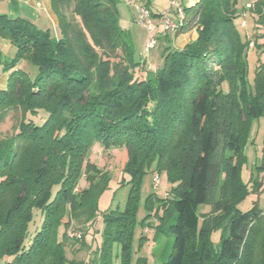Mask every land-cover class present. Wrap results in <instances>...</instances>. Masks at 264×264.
<instances>
[{
  "label": "trees",
  "instance_id": "16d2710c",
  "mask_svg": "<svg viewBox=\"0 0 264 264\" xmlns=\"http://www.w3.org/2000/svg\"><path fill=\"white\" fill-rule=\"evenodd\" d=\"M118 4L51 0L60 38L26 18L0 16V39L16 49L11 61L0 51V69L9 74L0 91V126L14 121L12 133L0 136V260L80 264L68 258V229L95 222L112 179L89 161L100 143L123 152L122 175L133 177L126 210L104 214L103 257L119 243L127 258L139 184L156 164L176 185L160 205L165 219L176 215L164 264H264V209L259 201L239 209L250 189L260 193L264 175L263 147L258 177L250 185L242 178L251 122L264 117V64L250 89V43L236 25L239 0L185 8L187 24L177 35L196 28L198 38L182 50L166 46L156 71L136 57ZM249 11L264 24V0ZM21 62L37 67L35 79L19 69ZM83 176L86 190L78 188ZM200 205L211 211L199 215Z\"/></svg>",
  "mask_w": 264,
  "mask_h": 264
},
{
  "label": "rangeland",
  "instance_id": "374dc122",
  "mask_svg": "<svg viewBox=\"0 0 264 264\" xmlns=\"http://www.w3.org/2000/svg\"><path fill=\"white\" fill-rule=\"evenodd\" d=\"M154 1H156V6H158L161 12L170 9L171 5L168 0ZM252 1L253 0H244L240 2V17L236 23L242 42L244 44L250 43L245 55L247 70L246 83L250 89L254 88V79L258 66L264 64V24L258 22V14L246 10V5L252 3ZM140 2L142 1L140 0ZM118 9L121 16L120 24L131 34L136 50V57H144L146 67L152 71H156L163 62L162 53L166 48V46L163 45L162 39L151 53H146V45L138 41L140 29L144 31L145 29L137 22V12L135 8L130 6L126 0H119ZM157 19L160 20L158 17ZM157 19L154 20L156 27L154 34H157V26L162 23L160 20L159 24ZM243 22L246 24L244 27L242 26ZM170 35H172L174 39L173 34ZM170 44H172V42H170ZM13 59L14 57L8 55L9 61ZM21 69L28 72L33 79L38 75L37 67L31 63L26 62ZM228 89L227 85L224 86L225 92H229ZM13 124L14 121L12 118H8L7 121L0 126V136H6L12 133ZM263 147L264 117H261L252 120L247 143L245 145L247 162L243 165L242 178L248 185L251 184L254 177H258L259 175L257 173V164L262 158ZM89 161L102 171L108 172L112 176V179L109 188L105 190L99 198V215L95 222L91 225L83 226L73 222L72 226L68 229V235L72 237V241L67 249L69 260L76 263L79 262L80 264H126V262L127 264H138L140 261H144L146 264H164L168 260L173 249L175 236L170 232V226L175 222L176 215L174 214L172 217H167L165 219V211L160 205L166 199L171 198V193L176 185L170 182L166 172H157L156 164L152 165L149 169L147 168L139 184L140 198L135 216V224L132 228L130 250L127 258L124 256L122 245L119 243L110 244L108 255L106 254V256L103 257L104 214L111 211L124 212L126 210L131 190L130 181L133 177L130 173L122 175L124 163L122 151L107 150L102 144L96 143L91 149ZM157 176H159V184L155 187L154 179ZM259 180L263 181L260 193H256L253 189H250L249 196L239 206L241 211L247 212L256 201H259L261 208L264 209L263 174H261ZM78 188L80 190L89 188L86 176L80 179ZM210 211V205H200L198 208L199 215L206 214ZM38 224L39 222H36V226ZM36 226L32 229L35 230ZM61 232L62 239L63 230ZM77 239L84 240L76 247L78 243ZM221 240L222 232H214L212 235V243L215 249H219ZM0 264H4V260H0Z\"/></svg>",
  "mask_w": 264,
  "mask_h": 264
},
{
  "label": "crops",
  "instance_id": "0c3cea01",
  "mask_svg": "<svg viewBox=\"0 0 264 264\" xmlns=\"http://www.w3.org/2000/svg\"><path fill=\"white\" fill-rule=\"evenodd\" d=\"M142 3L146 4L152 13L161 20L160 14L161 11L156 6V1L154 0H141ZM185 8L194 6L199 0H179ZM0 16H7L11 19L17 18H26L33 22L39 29L42 31H49L55 38H60V28L59 22L55 14L53 13L51 0H0ZM157 16V17H156ZM158 20V19H157ZM160 20L158 23L160 24ZM161 28V24L159 25ZM146 30L140 29V36H138V41L142 44L147 43L148 34L146 35ZM159 35V41L162 39L163 45L169 46L172 45L177 50L184 49L187 45L193 43L198 38V31L196 28L191 29L187 32H184L180 35ZM172 42V44H170ZM0 51L4 58L8 60V55L11 57L16 56V49L8 40L0 39ZM161 61V60H160ZM26 62H21L19 64V69L23 67ZM1 68V67H0ZM0 91L5 89L9 74L3 72L0 69Z\"/></svg>",
  "mask_w": 264,
  "mask_h": 264
},
{
  "label": "built area",
  "instance_id": "2783aa9c",
  "mask_svg": "<svg viewBox=\"0 0 264 264\" xmlns=\"http://www.w3.org/2000/svg\"><path fill=\"white\" fill-rule=\"evenodd\" d=\"M127 3L134 7L137 12V22L139 25L144 28L148 34V41L146 43V53H151L154 50L159 42V35H169L176 34L187 24V16L185 12V6L179 0H168L170 2V9H166L160 14L161 18V28L157 26V34H154L156 27L154 24V14L150 8L140 2V0H126ZM244 0H239L243 2ZM257 0H253L252 3L246 5V10L249 11ZM245 22L242 23L244 27ZM1 74V73H0ZM159 176L154 179V186H158Z\"/></svg>",
  "mask_w": 264,
  "mask_h": 264
}]
</instances>
